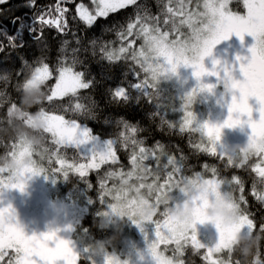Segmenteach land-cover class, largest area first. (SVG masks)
Returning <instances> with one entry per match:
<instances>
[{"label": "snow or ice", "instance_id": "obj_1", "mask_svg": "<svg viewBox=\"0 0 264 264\" xmlns=\"http://www.w3.org/2000/svg\"><path fill=\"white\" fill-rule=\"evenodd\" d=\"M64 2L65 0H60L51 10L37 11L31 18L15 17L11 23L16 28V34L7 36L5 33L10 46L23 47L25 31L33 40L42 41L45 27H55L60 33L67 35L69 31L65 17L67 9L61 6ZM91 2L94 6L92 9L83 3L76 9L79 19L89 27L98 18L106 19L111 13L129 6L136 8L135 15L126 24L115 26L121 41L120 46L116 48L101 44L99 47L102 59L110 63L131 60L143 71L142 79L128 85L132 90L153 89L162 77L177 74L181 66L194 70L193 75L200 83L186 99L185 118L183 124L179 126L180 131L198 133L199 137L202 135L205 139H199L198 143L192 145L193 148L215 157L221 161L225 169H248L254 173L251 194L264 205V149L256 148V154L252 159L243 157L235 159L228 152L220 153L217 145L211 142V137L218 129L208 124L198 125L191 111V104L198 91L211 92L216 87L214 84L203 83L205 78L230 80L234 90L257 104L256 108L250 102L243 106L248 117L243 123L251 130L250 140L255 143L256 139L264 136V0H241L245 10L243 13L230 7L233 0H202V11L199 10L201 0H197V11L187 10L185 0H159V14L151 13L139 0H91ZM8 3L9 0H0V5ZM188 3H191V0H188ZM35 4L36 0H30L28 7H35ZM183 26L190 29V32L184 33L181 30ZM232 35L239 37L242 42L245 36H251L255 41L250 48V58L240 56L236 58L240 62L239 72L243 76L242 80L236 79L233 75L236 71L234 65H222L219 60H214L213 67L209 69L204 63L205 58L213 55L215 47L229 40ZM73 36L75 37V33ZM137 40L142 41L138 48L134 47ZM75 43L77 47H73L69 54V41L67 39L63 41L61 56L54 65L47 62V56L43 53L34 65H27L29 71L24 75L22 84L18 85V90L23 96V104L25 93L30 94L27 98L35 104L31 111L18 106L15 102H11L8 108L9 124L18 120L31 129L42 125L43 127L35 131L34 135L44 139L45 134H50L51 144L54 145L53 148H43L44 158L40 161L46 160L47 166L34 159L37 165L25 169V175L31 178L46 170H54L57 174L65 176L73 171L81 176H87L93 170L98 172L102 165H116L115 169L110 168L104 173L101 183L104 198L111 197L113 212L116 211V202L120 200H124L129 207L151 203L152 206L160 208L158 216L152 221L156 226V239L151 244L150 251L166 249L171 255L180 257L183 264H190V261L185 259L189 250L192 255L201 256L206 264L222 262L238 264V260L229 251L234 241L232 233L220 231L219 242L215 247L205 249L197 238L195 226L192 231H182L170 219L161 202L170 199L173 186L186 179L182 163L184 158L182 156L177 158L168 153L159 142L154 147L146 146L139 139L136 128L128 122L122 125L118 142L115 145L110 142L106 152L97 154L87 163L77 165L61 156L66 146H79L92 139L89 129L82 127L75 118L66 116L72 114L89 117L96 107L90 97L86 98L83 95L93 87L94 79H87L86 72L78 70L79 66L83 65L80 54L86 49L79 47L78 37L75 38ZM96 43L95 40L92 41L93 46ZM4 48L5 45L0 43V52L4 51ZM92 54L95 55L96 52L93 51ZM135 75L139 76V73ZM131 97V91L126 90L125 86H119L112 92L110 101L127 103ZM235 100L236 97L233 96V101ZM234 107V104L228 106L229 113ZM254 112H258V118H253ZM224 126H236L231 115ZM216 139H219L218 135ZM118 145L128 152L130 168L127 170L120 164L117 155ZM6 149L2 158L22 160L25 156H36L26 140L14 138L6 145ZM57 163L59 167H54L53 165ZM203 168L211 173V177L220 176L216 166L204 164ZM229 180L235 193H239L235 195L244 213L240 228L249 232L255 230L264 233V223L257 225L254 219L250 218L253 214L247 208L248 201L243 195L244 180L235 175ZM109 181H113L111 186ZM6 187L18 188L20 191L24 189L22 182L10 184L0 176V191ZM4 211L5 207L0 202V212ZM133 221L140 224L135 219ZM10 227L14 228L15 232L8 236L7 242L4 229L0 228V264H49L34 254L30 255L25 249L22 241L34 240L35 236L28 235L19 226L17 219ZM73 255L79 261V256L76 253ZM255 264H261V255L257 256Z\"/></svg>", "mask_w": 264, "mask_h": 264}, {"label": "trees", "instance_id": "obj_2", "mask_svg": "<svg viewBox=\"0 0 264 264\" xmlns=\"http://www.w3.org/2000/svg\"><path fill=\"white\" fill-rule=\"evenodd\" d=\"M240 1L233 0L231 7L233 10L243 13L244 9ZM59 2L60 0H36L35 7H28L30 0H9L8 4L0 5V43L5 45L4 51L0 52V157L6 153V145L17 138L14 128L21 123L17 120L9 124L7 111L11 102L25 108L18 85L22 84L24 75L29 71L27 65H34L42 53L46 54L47 62L54 65L57 58L61 56L60 49L63 41L66 39L69 41L68 53L70 54L71 49L77 47L75 38L78 37L80 39L79 47L86 49L80 54L83 65L79 66L78 70L85 71L87 79H94L93 87L84 92L83 95L86 98L90 97L96 107L89 117L69 114L66 118H75L78 123L89 128L91 135L98 136L103 141H113L114 145L122 133V125L128 122L136 128L139 139L146 146L154 147L159 142L164 145L168 153L177 158L182 156L184 158L182 160L184 175L204 172L211 176V173L206 172L203 168L204 164H208L216 166L221 177L229 179L233 175L240 177L244 180L243 195L248 201L247 208L253 214L250 218L254 219L257 225L264 223V205L251 194L255 174L248 169H225L221 161L215 157L196 151L192 145L198 143L199 139L202 138L199 137L198 133H182L180 131L179 126L183 124L184 116L175 112L178 107L177 101H174L173 91H169V87L167 89L163 85L164 83L158 82L153 89L132 90L128 85L136 83L144 77L139 66L131 60L110 63L101 58L99 52L101 44H108L116 48L120 46L121 41L115 26L126 24L135 15V6H129L116 13H111L106 19L98 18L89 27L79 19L76 9L81 3L92 9L94 6L91 0H65L61 6L67 9L65 14L69 28L67 35L60 33L55 27H45L42 41L33 40L25 31L23 34L24 46L15 48L10 46L7 36L16 34V28L11 23L15 17L31 18L37 11L51 10ZM139 2L146 5L151 13L159 14V0H139ZM196 3L197 0H191V3L185 0L186 8L189 11H197ZM53 14L58 15V13ZM181 30L186 34L190 32L186 26H183ZM73 33H75V37ZM171 38L172 36H170ZM93 40L97 42L95 46L92 44ZM141 43V40H137L134 47L138 48ZM93 51L96 52L95 55L92 54ZM135 73H139V76ZM119 86H125L126 90L132 92L129 102L110 101L112 92ZM25 109L31 111V109ZM43 141L44 147H54L51 144L50 134H45ZM117 155L120 164L126 170L129 169L130 162L127 150L118 145ZM61 156L74 163L83 162V158L77 149L70 146H66L62 150ZM34 159L40 161L39 156H34ZM40 162L47 166L46 160ZM53 166L59 167V164ZM116 167V165L105 164L101 166L98 172L93 170L87 176H81L74 171L67 176L57 174L54 170L45 171L47 174L56 176L58 192L61 197H70L73 202L76 201L85 208L73 230L70 231L72 232L70 236L71 239L79 243L80 252H86L88 255H96L101 245H105L104 247L116 245L122 238L118 228L112 225L106 227L103 222L104 211L112 201L110 196L107 199L103 196L102 176L110 168L115 169ZM108 183L111 186L113 181ZM235 194L239 195L238 192ZM101 248L103 247L101 246ZM185 259L189 260L190 264H206L201 256L192 255L191 250ZM77 263L88 264V261L79 258ZM261 264H264V251L261 253Z\"/></svg>", "mask_w": 264, "mask_h": 264}, {"label": "rangeland", "instance_id": "obj_3", "mask_svg": "<svg viewBox=\"0 0 264 264\" xmlns=\"http://www.w3.org/2000/svg\"><path fill=\"white\" fill-rule=\"evenodd\" d=\"M254 43L255 41L251 36H245L242 42L239 37L232 35L229 40L223 41L215 47L211 57L205 58V66L211 69L214 60H219L223 65H234L236 71L233 75L236 79L242 80L243 76L239 72L240 62L236 58L237 56L250 58V48ZM193 72L192 68L181 66L177 74H169L159 80L162 84L164 83L163 85L167 89L169 87V91H173L174 101H177L178 106L175 112L182 114L184 118L186 99L200 83L193 75ZM203 83L214 84L216 90L214 93L199 92L195 96L191 104V111L196 117V122L198 125L209 121L218 124L223 123L228 116L230 94H227L224 90L223 81L218 80L216 77H207L203 80ZM250 103L254 108L257 107L254 100L250 101ZM253 118H258V112L253 113ZM81 126L86 127L82 124ZM86 128L89 129L88 127ZM250 134L251 130L247 126L243 130L239 128L234 130L225 129L223 141L217 145L218 151L225 153L237 145L244 146L248 142ZM91 136L92 139L85 144L79 146L69 145L80 153L83 158L82 163H87L97 154L106 152L109 143H113V141H103L98 136ZM201 138L205 139L202 135ZM75 164L79 165L78 163ZM56 179L55 175L44 172L40 175L31 176L24 191L14 188L0 191V202L3 203L4 207L10 205L16 209V219L25 228L28 235H47L48 230L55 229L71 239L70 235L72 232L70 231L73 230L85 208L76 201L73 202L70 197H61L58 192ZM171 195L176 200L182 199L177 192H173ZM112 203L104 211L103 222L118 228L122 238L119 239L116 245H107L106 247L101 245L103 247L101 248L100 246L102 251L93 256L86 254V252H80L79 243L71 239L79 258L86 259L88 264H107L109 259L115 260L116 264H155L150 255V246L156 239L155 223L149 222L141 225L135 223L133 219L125 218L121 220L112 211ZM245 231L247 232V229ZM195 232L205 249L213 248L219 242V232L212 225L198 224ZM49 264H61V262L53 260L49 261Z\"/></svg>", "mask_w": 264, "mask_h": 264}, {"label": "clouds", "instance_id": "obj_4", "mask_svg": "<svg viewBox=\"0 0 264 264\" xmlns=\"http://www.w3.org/2000/svg\"><path fill=\"white\" fill-rule=\"evenodd\" d=\"M223 65V64H222ZM224 90L230 94V104L235 107L231 113L228 110L227 119L223 123L205 122L209 126L218 129V132L211 137V142L219 145L224 138L225 129H241L246 126L243 122L247 120V114L244 111V105L250 101L232 87L230 80L223 81ZM216 88L211 92L214 93ZM199 91L197 92V94ZM29 93H25L24 106L27 109L35 107V104L28 100ZM233 96L236 100L233 101ZM232 117L235 127H225V122ZM39 125L36 129H31L24 124H17L14 128L17 139L26 140L32 151L44 158V141L39 136L34 135L35 131L42 128ZM219 139H216V136ZM256 148L264 149V136L259 137L253 143L250 138L244 146H235L228 151V154L235 159H252L256 154ZM37 161L32 156H25L22 160L11 157H0V176L5 178L7 183H20L26 188L28 177L25 175V169L35 167ZM10 189L3 188L2 190ZM19 190L18 188H14ZM173 192L179 193L182 197L176 200L173 196L168 200H163L161 206L169 214L170 219L182 231H192L193 226L212 225L215 229L225 233H232L234 241L230 253L238 260V264H255L258 255L264 251V233L253 230L245 231L240 228L242 224L243 209L241 208L232 184L227 177H211L204 172H193L187 175L186 179L176 183L173 186ZM147 198V197H146ZM160 208L154 207L151 203L137 204L129 207L124 200L116 202V211L114 212L121 220L125 218L135 219L141 225L152 222L159 214ZM16 219V209L14 207H5L4 212H0V228L4 229L5 240L15 229L10 227ZM19 226L25 228L19 223ZM107 227V224L105 225ZM26 232V231H25ZM27 233V232H26ZM34 240L22 241L29 254L38 256L45 262L58 260L61 264H77V254L74 243L71 239L62 235L59 230H48L47 235L32 234ZM54 249V251H53ZM98 251H102L99 249ZM78 255V254H77ZM150 255L155 264H183L178 256L171 255L166 249H153ZM107 264H116V261L109 259ZM223 264V262H222Z\"/></svg>", "mask_w": 264, "mask_h": 264}]
</instances>
